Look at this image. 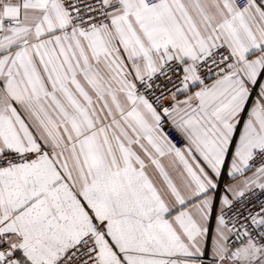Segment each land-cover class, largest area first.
Listing matches in <instances>:
<instances>
[{
	"label": "snow or ice",
	"instance_id": "obj_1",
	"mask_svg": "<svg viewBox=\"0 0 264 264\" xmlns=\"http://www.w3.org/2000/svg\"><path fill=\"white\" fill-rule=\"evenodd\" d=\"M0 264H264V0H0Z\"/></svg>",
	"mask_w": 264,
	"mask_h": 264
}]
</instances>
